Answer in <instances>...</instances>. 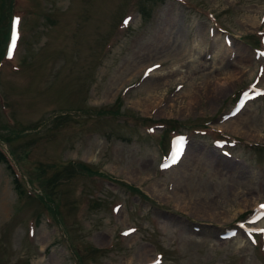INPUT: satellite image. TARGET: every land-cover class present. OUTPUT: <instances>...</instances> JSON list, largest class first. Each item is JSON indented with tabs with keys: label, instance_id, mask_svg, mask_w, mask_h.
Instances as JSON below:
<instances>
[{
	"label": "rangeland",
	"instance_id": "374dc122",
	"mask_svg": "<svg viewBox=\"0 0 264 264\" xmlns=\"http://www.w3.org/2000/svg\"><path fill=\"white\" fill-rule=\"evenodd\" d=\"M0 145V264H264V0H0Z\"/></svg>",
	"mask_w": 264,
	"mask_h": 264
},
{
	"label": "bare ground",
	"instance_id": "6f19581e",
	"mask_svg": "<svg viewBox=\"0 0 264 264\" xmlns=\"http://www.w3.org/2000/svg\"><path fill=\"white\" fill-rule=\"evenodd\" d=\"M234 75H237V74H234ZM233 78V77H232ZM227 82H229L228 80H223V81H218L217 83H216V86L212 89V91H211V93H219V92H221L222 91V87L223 86H226L228 83ZM160 100H161V98H158V100H155L154 99V101L152 102V103H150L149 105H147V110L148 109H152L155 105H157L159 102H160ZM196 101V100H195ZM195 101H191V102H189L188 103V106H187V110H190L191 109V107H192V105L194 104V102ZM156 107V106H155ZM255 199H251V200H244L241 204H240V207H239V210H240V212L241 211H243V210H245L247 207H249L250 205H252L253 204V206L254 207H256V203H254L255 201H254ZM150 260V259H149Z\"/></svg>",
	"mask_w": 264,
	"mask_h": 264
},
{
	"label": "trees",
	"instance_id": "16d2710c",
	"mask_svg": "<svg viewBox=\"0 0 264 264\" xmlns=\"http://www.w3.org/2000/svg\"><path fill=\"white\" fill-rule=\"evenodd\" d=\"M3 139L6 140V138ZM0 163L5 164L6 168L9 170V173L11 174L12 180L14 182V188L18 191V193L27 196L23 189V182L21 177L17 174L7 155L2 149H0Z\"/></svg>",
	"mask_w": 264,
	"mask_h": 264
},
{
	"label": "snow or ice",
	"instance_id": "6c2138e0",
	"mask_svg": "<svg viewBox=\"0 0 264 264\" xmlns=\"http://www.w3.org/2000/svg\"><path fill=\"white\" fill-rule=\"evenodd\" d=\"M16 23L18 24L19 23V19L17 18V20H16ZM13 47H15V41H13ZM262 207H264V206H262ZM157 264H159V262H157Z\"/></svg>",
	"mask_w": 264,
	"mask_h": 264
}]
</instances>
